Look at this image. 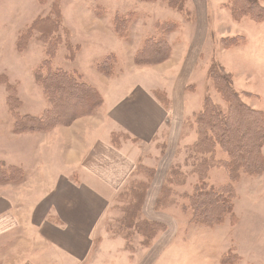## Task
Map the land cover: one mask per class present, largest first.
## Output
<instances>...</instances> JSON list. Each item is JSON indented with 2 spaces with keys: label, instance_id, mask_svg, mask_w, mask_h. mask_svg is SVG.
<instances>
[{
  "label": "rangeland",
  "instance_id": "1",
  "mask_svg": "<svg viewBox=\"0 0 264 264\" xmlns=\"http://www.w3.org/2000/svg\"><path fill=\"white\" fill-rule=\"evenodd\" d=\"M54 1L0 0V79L6 77L10 84L17 87L18 98L21 102L20 115H40L47 108L41 88L34 80V71L47 57L45 46L38 39L40 36L37 33L30 36L25 48L22 50L20 49L22 43L20 40L21 36L28 31L38 18L45 17L51 12ZM167 4L163 0L154 2L141 0H60L62 24L69 32L72 45L77 47L78 50L75 56L71 57V52L67 50L65 44H61L52 61L54 66L66 71L76 72L86 83L97 87L98 90V87L102 89L101 84L103 83L100 81L101 79L99 81L97 79L108 80L104 74L96 70V64L112 55L116 59L115 74L119 76L121 73H125L121 76V80L113 83L120 87L122 83H125V89L139 85L147 88L163 87L168 90V87L172 89L176 86L177 80H187L189 85V90L183 96L184 102L187 104V109L184 112L186 117L182 116L181 113L174 115L176 118H171V121L175 123L171 128L168 127L167 135L164 134L163 139L159 136L155 141L156 145L151 144L149 146V151L148 148L142 147L138 152V146H133L128 142L125 147L127 151L133 153L132 157L140 155V153L145 154L147 151L148 155L143 157L144 162L141 164L143 168L135 167L127 179H125V173L118 174L120 182L125 180V183L120 186L121 188L119 187L113 216L111 217V213H109L107 218L105 229H109L113 237L118 238L117 236H121L127 241V244L125 243L124 264H148L152 259L153 249L155 247L159 248L160 241L170 234L171 225L174 230L176 229L175 219H179L180 223L188 225V233L193 232V230L210 232L209 229H213L190 225L192 213L190 210L184 211V206L189 205L188 199L194 193V186L198 182V176L195 173L198 157L193 149L198 138L194 114L202 109L204 99L207 97L224 105L220 96L208 87L207 73L213 63L219 62L233 70L237 77L234 88L241 94L243 102L255 110L264 111V49L261 44L256 41L252 42L249 46L250 54L248 56H245L244 53L245 44L239 49L232 50H226L223 44L225 38L235 37L238 30L254 38L257 24L249 18H245L242 22L234 21L227 0H188V16L180 14ZM130 11L136 15V19L130 29L131 41L125 42L114 31V20L118 15L125 16ZM159 21H174L178 24V30L172 33V41L169 40L172 45V53L176 49L177 64L176 59H174V61L164 65V68L161 67V64H159L160 66L136 65L134 55L141 47L142 40L154 33L155 24ZM63 38L65 39V35ZM185 52L186 54H184ZM240 52H242L241 55ZM180 57H183V59H180ZM241 61L252 64L254 69L251 72L254 75L249 76V73H245L240 69L238 63ZM247 92H249L248 95H246ZM250 93L258 94L261 97H254ZM100 108L101 106L93 115L83 116L73 121V123L78 121L73 134L68 133L59 136V139H62L60 144L61 158L70 159L72 152L79 154L80 149L84 148V142L90 145L88 139H85V135L90 131L97 130L102 125L104 118L99 112ZM13 121L14 119L10 115L7 106L6 85L1 81L0 161L5 162L7 165L21 167L24 169L26 176L28 175L27 182L22 187H16L21 188V191H18L17 194L12 192L2 194L12 207L9 214L19 220L26 217L21 213L29 208L28 203L30 200H39L38 192H32L31 190L44 188L46 185L52 184L58 175L61 176V179L67 177V175H65V170H62V165L65 163L63 159L49 158L51 154L48 156L46 153L48 144L46 142L52 140L47 141L48 138H45V141L42 137L43 133L53 132L59 126L49 132L20 133L17 135L13 133ZM73 123L70 126L63 127H71ZM116 124V122L112 123L113 127L116 128ZM81 129L83 131L76 137ZM26 135L28 136L27 140L25 139ZM126 140L129 139L118 137L115 142L111 143L114 147L121 148L123 141ZM101 152L102 148L99 144L95 148L93 145L91 152L88 151L83 155V160L80 162V164H83L79 166V171L83 173L86 169H92L95 159L88 160V158L93 155H100ZM217 159L220 161L227 160V156L218 148ZM150 169L154 170L153 174L145 171ZM173 170L179 173V183L172 189L167 205L162 210L157 211L154 198L157 196L155 201L158 200L159 194L162 188L167 185ZM257 177H250L243 173L237 183H232L228 171L220 166L209 171L208 183L215 189H219L224 184H231L237 194L238 186L241 184L246 185L248 184L246 180ZM24 180H26V177ZM136 183H149L150 187L146 194L139 195L140 201L142 202L144 199V202L137 208L139 211L137 217H142V220L152 221L158 219L160 222L165 221L163 223L167 226V232L165 231L153 237V232L146 235L145 229L139 230L138 225L136 227L126 225L125 211L129 206V192L126 193V190ZM246 192L245 209L249 207L254 220L259 215V217H264V185L259 188L255 187L253 191L248 188ZM237 198L238 195L235 203ZM18 207L20 209H17ZM245 212L249 216V212L247 210ZM235 215L237 214L235 213ZM185 225L183 226L185 227ZM261 225L258 227L257 234L262 237L264 236V222ZM172 236L173 234L170 237ZM6 237L7 240L2 245L7 247L4 249L9 252L11 247L14 246L11 243H14L16 233L12 231ZM115 242H118V239ZM196 242L206 245L203 240ZM172 245L169 246V250L176 248V246H178L177 248L184 246L187 249H194L189 242H184L180 236L174 238ZM209 248L218 251L221 249L218 245H214V241L210 242ZM256 255L259 262L264 260V257H262L264 256V240L259 242ZM122 258L121 253L116 252L107 254L104 260L107 264L111 261L113 264H119ZM195 260L190 255L177 256L175 253L168 252L161 257L158 264H187L189 261H191L189 264H195Z\"/></svg>",
  "mask_w": 264,
  "mask_h": 264
},
{
  "label": "crops",
  "instance_id": "2",
  "mask_svg": "<svg viewBox=\"0 0 264 264\" xmlns=\"http://www.w3.org/2000/svg\"><path fill=\"white\" fill-rule=\"evenodd\" d=\"M259 1L264 3V0ZM256 24L254 38L245 35L241 30L236 31V36L245 38V56L250 54L249 46L252 42H259L264 49V23ZM172 37L173 34L169 36V40L172 41ZM175 54L176 49H174L171 58L161 64V67L164 68V65L174 59L177 64ZM243 62L238 63L240 69L249 73V76L254 75L251 72L254 69L252 64ZM221 65L228 73L232 74L233 82H235L237 77L233 70L224 64ZM124 74L123 72L114 78L106 76L108 81H103L102 78L97 79L98 81L101 79L100 81L103 83L101 84L102 89L98 87V90L104 98V103L99 110L104 121L97 130L90 131L85 135V139H88L90 145L84 142L85 145L83 149H80V155L72 152L70 159L65 160L60 157L62 139H59V136L73 134L78 121L71 127L59 126L53 132L42 134L43 140L45 138H48L47 141L52 140L46 142L48 143L47 155L51 154L49 158L63 159L65 163L62 165V170H65L67 177L62 175L65 177L61 179V176L58 175L52 184L31 190L38 192L39 200H30L29 208L21 213L26 216L25 218L18 220L9 214L12 207L3 195L9 192L17 194L18 191H21V188L16 187H22L27 182L28 175L21 184H0V264H107L104 260L106 255L116 252H120L123 257L119 264H124L127 241L121 236L113 237L111 231L105 229L109 213H111V217L113 216L120 186L125 183V180L120 182L118 174L125 173V179H127L136 165L139 162H144L143 157L148 155L149 146L154 145L159 136L163 139L162 136L167 135L168 127L171 128L175 123L171 121V118H176L174 115L179 113L186 117L184 112L187 109V104L184 102L183 96L189 90L187 80H177L176 86L172 89L168 87V90L163 87L147 88L139 85L125 89V83H122L121 87L113 83L121 80V76ZM156 91H164L167 94L168 108L156 97ZM250 94L254 97H261L258 94ZM114 122L117 123L116 128L112 125ZM81 131L83 129L76 134V137ZM116 133L129 138V140L123 141L121 148L114 147L111 143L112 136ZM27 137L26 135V140ZM54 137L56 139H53ZM74 140L76 141V139ZM127 142L138 146V152L142 147L148 148V151L145 154L140 153V155L132 157L133 153L125 149ZM97 144L101 146L102 152L100 155L88 158V160L95 159L92 169L80 172L79 166L83 164H80L83 155L88 151L91 152L92 146L94 145L95 148ZM246 181L248 184H241L237 189L238 198L235 203V213L238 222L236 225L225 224L213 229L208 228L210 232H200L192 228L193 232L188 233V225L175 219L176 229L174 230L171 225L170 234L160 241L159 248L153 249V256L148 264H158L161 257L168 252L175 253L177 256L190 255L196 259L195 264H222V257L228 252H232L238 257L235 264H264V260L259 262L256 255L259 242L264 240V236L261 237L257 234L258 227L262 226L261 224L264 222V217H259V215L254 220L249 207L245 209L246 190L250 188V191H253L255 187H262L264 173L260 177ZM156 198L157 196L154 198V203ZM42 199L44 201L40 202ZM245 210L249 212V216ZM154 221L159 220L155 219ZM12 231L16 233V238L14 243H11L14 246L7 252L4 249L7 247L2 244L6 242V236L10 235ZM171 234H173L172 237H170ZM176 236H180L184 242H189L194 249H187L184 246L177 248L178 246L175 245L176 248L169 250V246L172 245ZM117 239L118 242H115ZM198 240H203L206 245L197 243ZM211 241H214V245H218L221 249L218 251L209 248ZM189 263L191 261L187 264ZM109 264H113V262L111 261Z\"/></svg>",
  "mask_w": 264,
  "mask_h": 264
},
{
  "label": "trees",
  "instance_id": "3",
  "mask_svg": "<svg viewBox=\"0 0 264 264\" xmlns=\"http://www.w3.org/2000/svg\"><path fill=\"white\" fill-rule=\"evenodd\" d=\"M163 1H166L170 8L188 16V0ZM227 1L234 21L241 22L249 18L255 23H264V6L259 0ZM135 19L136 15L130 11L125 16L118 15L114 20V31L125 42L131 41L130 29ZM62 20L60 0H55L51 12L45 17L38 18L20 40L23 43L20 47L22 50L30 36L37 33L40 36L38 39L45 46L47 57L34 71V80L40 86L47 103V108L40 115H20L21 102L17 87L10 84L6 77L0 79V82L6 85L7 106L14 119L12 129L15 134L49 132L58 126H70L80 117L93 115L104 103L99 90L86 83L76 72L66 71L53 65V58L61 44H65L67 50L71 52V57H74L78 50L72 45L69 32L63 26ZM178 28L177 22L174 21L156 22L154 33L142 40L141 47L134 55V63L147 66L168 61L172 53L169 35ZM244 39L242 36L225 38L223 44L226 50H231L243 46ZM115 60L114 56H107L96 64V70L107 77H117ZM207 77L209 89L220 96L224 105L207 97L204 99L202 109L194 114L198 138L193 149L198 157L195 171L198 182L194 186V193L188 199L189 205L184 206V211H191L190 224L193 226L216 228L227 223L234 226L238 222L234 210L236 191L231 184H224L219 189H215L208 183V173L211 169L222 166L228 171L232 183H237L243 173L250 177L264 173V112L255 110L243 102L241 94L234 88L232 74L228 73L219 62L213 63ZM155 95L168 108L167 94L164 91H156ZM118 137L125 139L127 136L113 134L112 143ZM217 148L222 150L227 160L217 159ZM141 164L142 162H139L136 167L142 169ZM145 171L154 173L153 169ZM178 176L176 170L171 171L167 185L162 188L156 201L157 211L167 205L172 189L179 183ZM25 177L23 168L0 161V184H21L25 181ZM149 188V183H136L128 187L126 193L129 192V206L125 211V221L129 227L138 225L139 230L145 229L146 235L153 232L154 237L165 232L167 226L159 221L142 220V217H137L139 213L137 208L144 202V199L140 201L139 195L146 194ZM237 260L238 257L228 252L222 257L221 262L235 264Z\"/></svg>",
  "mask_w": 264,
  "mask_h": 264
}]
</instances>
